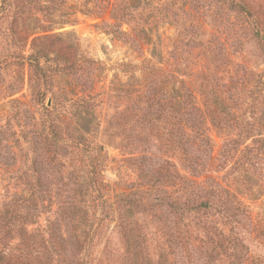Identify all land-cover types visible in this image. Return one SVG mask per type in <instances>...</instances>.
<instances>
[{
    "label": "rangeland",
    "instance_id": "374dc122",
    "mask_svg": "<svg viewBox=\"0 0 264 264\" xmlns=\"http://www.w3.org/2000/svg\"><path fill=\"white\" fill-rule=\"evenodd\" d=\"M244 1L248 13L232 0H0V115L8 117L6 124L0 120V212L18 207L20 198L14 205L10 193L27 194L33 182L27 159L36 153L50 161L43 166L52 178L44 197L34 195L39 206L44 198L54 209L56 196L82 184L86 175L78 164L87 155L69 140L82 133L100 145L101 188L109 204L87 264H156L167 210L137 205L125 212L121 198H146L155 179L153 187L184 197L181 145L189 128L184 110L172 106L191 91L197 99L207 93L217 100L214 113L227 120L210 130L214 154L222 141L216 130L234 139L244 135L240 148L246 147L242 168H231L230 159L201 179L209 174L224 184L240 175L241 198L257 229L249 236L264 237V0ZM33 47L44 50L42 68L28 63ZM46 112L65 137L61 150L48 146L34 124ZM168 160L176 164L175 177L163 174ZM86 209L99 213V207ZM43 214L37 217L42 227ZM137 240L143 247L133 256ZM262 248L257 252L264 256Z\"/></svg>",
    "mask_w": 264,
    "mask_h": 264
},
{
    "label": "trees",
    "instance_id": "16d2710c",
    "mask_svg": "<svg viewBox=\"0 0 264 264\" xmlns=\"http://www.w3.org/2000/svg\"><path fill=\"white\" fill-rule=\"evenodd\" d=\"M232 3L239 11L249 12L244 0H232ZM255 21L258 28L256 32H259L260 24L258 20ZM43 51L33 47V52L27 56L29 65H40L39 59L44 57ZM39 67L42 68V65ZM216 101L211 100L207 93L203 94L201 100L197 99L190 91L185 99L172 106V109L184 110V125L187 124L188 127L185 128H189V132L184 133L187 141L181 145V168L185 171L182 175L184 197L173 196L160 186L153 187L158 181L155 179L147 189L146 198L141 196L136 199L134 193H127L121 198L120 208L125 212H130L137 205H148L157 211L167 210V221L162 223L159 230L162 249L156 264H264V256L257 252L260 247L264 250V237L254 236L259 243L256 248L249 244L254 238L249 236L254 227L252 228L250 214L241 198L244 185L242 177L235 176L231 184H223L222 177L209 174L201 179L211 171L218 172L230 159H234L235 164L231 168H242L245 156L246 147L240 148L244 135L234 139L228 133L218 130L216 135L222 141L214 154L215 142L210 130L212 127L219 129L227 121L214 113L212 106ZM11 102L15 107L19 103L24 111H28L25 104L16 100ZM7 118L6 115H0L4 124L8 123ZM32 119L35 120L33 115ZM34 124H40L43 141L48 146L59 150L65 146L60 125L47 112L41 122ZM188 139H192L191 143L197 139L199 143L189 145ZM69 140L74 145H82V153L87 155V160L81 158L78 164L86 175L84 182L65 192L61 198L56 196L54 209L43 203L44 198L40 199L42 202L39 206L36 199L40 195L44 197L42 194L48 190L46 182L52 180L45 167H49L50 161L45 162L40 153L36 152L35 156L29 157L27 161L33 182L28 184L27 194L22 195L16 191L10 193L17 197L14 205L20 198L17 206L22 211L16 207L8 213L0 212V264H53L54 261L57 264L88 263L91 243L108 215L105 206H109L101 188V162L97 151L100 145L86 139L82 133L74 134ZM27 141L30 146L33 145V142ZM32 152L34 153L33 150ZM167 163L166 174H163L170 177L174 173L175 177L178 172L176 164L169 160ZM155 172L157 177L163 178L160 168ZM2 190L4 196L7 185H2ZM153 190L155 192L149 197ZM35 194L39 196L34 197ZM86 204L92 209L99 207V213L95 214V210H90L89 213ZM1 205L5 204L0 202ZM42 214L44 227L37 220ZM118 215L116 226L121 229L122 216L120 213ZM249 225L252 228L250 231L247 230ZM12 234L17 235L16 243L11 242L14 239ZM142 245L143 241H136L133 250L137 248L138 251H134L133 256L140 254ZM14 250L17 252L14 253Z\"/></svg>",
    "mask_w": 264,
    "mask_h": 264
}]
</instances>
